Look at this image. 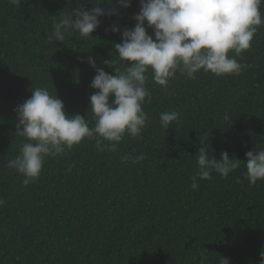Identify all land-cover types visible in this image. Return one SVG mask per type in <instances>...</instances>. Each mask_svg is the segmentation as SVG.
<instances>
[{"label":"trees","instance_id":"16d2710c","mask_svg":"<svg viewBox=\"0 0 264 264\" xmlns=\"http://www.w3.org/2000/svg\"><path fill=\"white\" fill-rule=\"evenodd\" d=\"M93 7L116 12L99 17L88 38L73 31L63 42L49 41L54 20ZM140 7V0L128 8L116 0H0V264H261L264 180L251 185L243 161L226 178L199 180L197 190L191 178L200 138L208 137L209 156L217 159L227 151L244 160L247 151L264 149V25L236 57L248 66L238 75L201 70L190 79L178 72L164 90L149 70L142 138L125 134L116 151H99L85 138L46 157L27 186L7 167L26 142L14 109L37 87L94 126L96 71L87 58L108 73L115 70L105 60L123 71L114 48L121 34L106 28L134 27ZM260 10L264 18V4ZM165 111L179 113L169 128L160 123ZM142 153L139 162L121 159Z\"/></svg>","mask_w":264,"mask_h":264},{"label":"clouds","instance_id":"9594fccd","mask_svg":"<svg viewBox=\"0 0 264 264\" xmlns=\"http://www.w3.org/2000/svg\"><path fill=\"white\" fill-rule=\"evenodd\" d=\"M131 2L116 0L123 8L130 7ZM262 4L264 0H140V10L133 17L134 27L121 31L119 25L113 23L106 28V31L121 34V42L115 43L114 48L120 60L126 62L124 70L116 68L111 60H105V64L114 67L115 74H111L104 68H96L93 57L87 58V63L96 71L90 87L97 91L89 97L94 126H89L84 115L67 113L64 101L57 94L37 87L30 98L14 109L16 132L25 137L26 142L22 143L19 155L8 161L7 167L21 174L27 186L40 177L46 157L60 156L85 138L95 140L99 151L106 147L116 151L125 134L142 138L150 120L143 107L146 98L151 100V92L146 87L149 70L152 80L164 90L178 72L190 79H195L201 70L216 76L240 74L248 66L236 57L251 48L259 26L264 25ZM115 12L93 7L66 14L59 21H53L48 39L63 42L73 31L88 38L100 25L99 17ZM148 29H152L151 34ZM230 51L235 55H229ZM81 60L83 62V58ZM159 118L161 127L169 128L178 120L179 113L165 111ZM207 139L200 138L198 170L191 178L193 190L200 187L199 180H211L212 173L228 177L240 168L242 161L246 167L245 178L251 185L264 180V149L247 151L244 160L230 156L227 151L221 152L217 159L209 156ZM145 158L143 153L135 158L121 157L133 162ZM5 203L0 198V206ZM260 255L264 264V251Z\"/></svg>","mask_w":264,"mask_h":264}]
</instances>
